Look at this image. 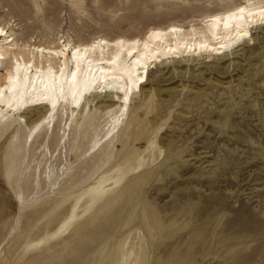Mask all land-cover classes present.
<instances>
[{
	"label": "rangeland",
	"instance_id": "1",
	"mask_svg": "<svg viewBox=\"0 0 264 264\" xmlns=\"http://www.w3.org/2000/svg\"><path fill=\"white\" fill-rule=\"evenodd\" d=\"M233 1L0 0V17L75 42ZM253 36L219 64L158 66L97 152L109 118L87 107L64 148L62 123L3 153L0 264H264V29Z\"/></svg>",
	"mask_w": 264,
	"mask_h": 264
},
{
	"label": "bare ground",
	"instance_id": "2",
	"mask_svg": "<svg viewBox=\"0 0 264 264\" xmlns=\"http://www.w3.org/2000/svg\"><path fill=\"white\" fill-rule=\"evenodd\" d=\"M240 7L246 9L245 19L233 22L230 28H225L223 23L217 27L211 19L224 17ZM262 9L264 0H235L187 21L155 23L139 33L114 36L96 33L77 38L75 42L63 36L44 38V34L39 38L33 34L22 37L9 20L0 17V27L5 31V35H0V89H4L0 103L1 165L5 166L3 153L8 155L20 149L31 151L41 136L54 134L62 123L59 143L63 141L64 148L70 131L87 107L89 111L91 108L105 110L109 118L103 138L92 146V152H97L118 136L134 98L144 95V87L154 69L166 66L167 62L173 65L177 62V70H181L187 62L201 63L207 58L219 64L246 42L253 44L254 32L264 29V18L259 14ZM247 12L256 13L255 18ZM173 28L177 31H169ZM156 32L160 33L159 39H150L149 34ZM243 32L248 34L242 37ZM263 41L264 37L260 39L261 45ZM66 48L67 53L58 55ZM77 48L80 50L78 58L73 59L72 52ZM114 58L117 59L112 62ZM13 87L15 92H9ZM125 96L129 97L127 104ZM0 176L6 180L3 174Z\"/></svg>",
	"mask_w": 264,
	"mask_h": 264
},
{
	"label": "snow or ice",
	"instance_id": "3",
	"mask_svg": "<svg viewBox=\"0 0 264 264\" xmlns=\"http://www.w3.org/2000/svg\"><path fill=\"white\" fill-rule=\"evenodd\" d=\"M245 13H246V9L244 7H240L238 8L235 12H228L227 14L224 15V17H220V16H214L212 17V21L214 22V24L218 27L221 23H223L224 27L225 28H230L232 26V23L237 21V20H240V21H243L245 19ZM260 16L262 18H264V9L260 10L259 12ZM247 15L252 17L253 19L255 18V15L256 13H253V12H247ZM169 31H172V32H175L177 31V29L173 28V29H169ZM248 33L247 32H243L241 35L242 37L243 36H246ZM0 35H5V31L2 27H0ZM159 36H160V33L156 32V33H150L149 34V38L152 39V38H155V39H159ZM100 43H105L104 41H101ZM118 44H123L124 41H117ZM133 43H138V41H134ZM145 48L148 47V44L145 43ZM96 45H92V48L95 49ZM204 47H207V45H204ZM41 51H43L41 49ZM68 49L66 48L64 50V53H58V55H64L65 53H67ZM80 50L79 48L75 49L73 52H72V57L73 59H77L78 58V54H79ZM85 52H87V49H85ZM128 55H132L131 52L128 53ZM117 58H114V61L112 62H115ZM19 67V65L17 64V68ZM29 68L31 67V65L28 66ZM77 67L79 68V62L77 63ZM61 72H63V69H61ZM73 75V78L75 79L76 77V73L73 72L72 73ZM13 81L11 80L10 78V83H12ZM3 91L4 89H0V103H2V95H3ZM9 92H15V88H9L8 89ZM121 91H123V89H121ZM128 91L130 92L131 89H128ZM128 100H129V97L128 96H125L124 97V101H125V104L128 103ZM55 107V105H53Z\"/></svg>",
	"mask_w": 264,
	"mask_h": 264
}]
</instances>
